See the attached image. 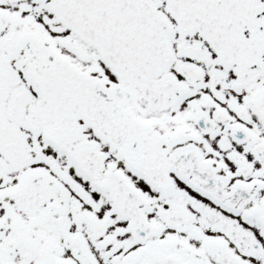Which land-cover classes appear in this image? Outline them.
Segmentation results:
<instances>
[{
	"label": "snow or ice",
	"instance_id": "snow-or-ice-1",
	"mask_svg": "<svg viewBox=\"0 0 264 264\" xmlns=\"http://www.w3.org/2000/svg\"><path fill=\"white\" fill-rule=\"evenodd\" d=\"M0 264H264V0H0Z\"/></svg>",
	"mask_w": 264,
	"mask_h": 264
}]
</instances>
